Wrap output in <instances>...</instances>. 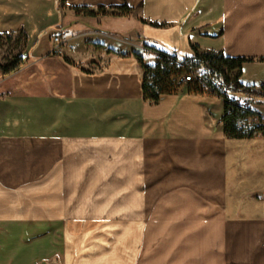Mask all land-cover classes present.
<instances>
[{
	"label": "crops",
	"instance_id": "1",
	"mask_svg": "<svg viewBox=\"0 0 264 264\" xmlns=\"http://www.w3.org/2000/svg\"><path fill=\"white\" fill-rule=\"evenodd\" d=\"M20 32L0 76V264H264V136L227 139L211 96L145 102L135 57L195 45L253 59L241 81L264 85V0H0V35Z\"/></svg>",
	"mask_w": 264,
	"mask_h": 264
},
{
	"label": "trees",
	"instance_id": "2",
	"mask_svg": "<svg viewBox=\"0 0 264 264\" xmlns=\"http://www.w3.org/2000/svg\"><path fill=\"white\" fill-rule=\"evenodd\" d=\"M103 9L104 7L99 6L97 11ZM110 9L119 14H128L133 10L126 5ZM83 12L94 15L85 8ZM19 34L23 39L21 51L8 63L0 65L2 74L16 71L23 61L21 52L25 35L22 32ZM190 48L191 55L184 57L150 48L155 54L152 65L146 64L142 56L135 55L142 71L143 100L156 104L162 95L192 94L215 97L222 103L218 122L227 139L249 140L259 134L264 136V116L254 110V105L264 101V85H247L241 81L242 65L252 62L253 59L226 56L222 51H200L195 45ZM187 75H191L192 79L183 81L182 78ZM253 117L256 121H249Z\"/></svg>",
	"mask_w": 264,
	"mask_h": 264
},
{
	"label": "rangeland",
	"instance_id": "3",
	"mask_svg": "<svg viewBox=\"0 0 264 264\" xmlns=\"http://www.w3.org/2000/svg\"><path fill=\"white\" fill-rule=\"evenodd\" d=\"M133 31L129 33L130 37L133 35ZM23 39L19 33L13 34L10 37H0V65H4L8 63L10 60L14 58L19 52L21 51ZM146 60L147 57L145 58ZM245 73L250 74L249 67H245ZM2 73L0 72V76ZM212 98V104L210 105L211 113L214 117H220V113L222 112V104L221 101L215 97ZM255 108L257 106H264V101L259 105H254ZM264 111V110H263ZM19 232L16 233L14 236H19ZM24 240H27L24 239Z\"/></svg>",
	"mask_w": 264,
	"mask_h": 264
},
{
	"label": "built area",
	"instance_id": "4",
	"mask_svg": "<svg viewBox=\"0 0 264 264\" xmlns=\"http://www.w3.org/2000/svg\"><path fill=\"white\" fill-rule=\"evenodd\" d=\"M52 41L55 44V46L57 47L56 51L60 52V50L58 48L60 45H62L64 43V41L62 40V30L59 31V34L57 36L53 37ZM191 79H192L191 75H187V76H184L182 78L183 81H190Z\"/></svg>",
	"mask_w": 264,
	"mask_h": 264
}]
</instances>
